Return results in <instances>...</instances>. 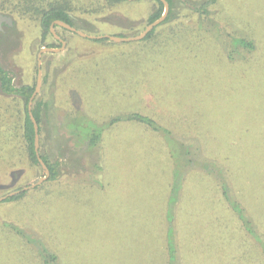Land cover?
Here are the masks:
<instances>
[{
  "label": "rangeland",
  "instance_id": "obj_1",
  "mask_svg": "<svg viewBox=\"0 0 264 264\" xmlns=\"http://www.w3.org/2000/svg\"><path fill=\"white\" fill-rule=\"evenodd\" d=\"M174 1L171 20L153 37L121 42L62 26L44 40L37 21L0 12L11 18L0 23V63L16 85L36 86L41 48L59 49L40 57L42 84L32 104L47 102L40 153L57 164L58 176L0 202V264H44L40 244L57 253L58 264H167L169 229L178 264H259L258 242L246 240L219 182L222 175L263 231L264 0H218L206 15L196 10L206 0ZM104 4L98 12H72L74 26L89 35L132 37L159 6ZM232 36L255 47L232 45ZM1 99L24 116V99L0 91ZM134 112L160 129L129 120ZM97 125L101 139L90 146L87 128ZM187 133L210 153L199 157L201 143L180 136ZM17 157V165L0 166V196L46 176L23 149ZM175 179L180 190L170 209Z\"/></svg>",
  "mask_w": 264,
  "mask_h": 264
},
{
  "label": "trees",
  "instance_id": "obj_2",
  "mask_svg": "<svg viewBox=\"0 0 264 264\" xmlns=\"http://www.w3.org/2000/svg\"><path fill=\"white\" fill-rule=\"evenodd\" d=\"M112 4V2H120L122 0H107ZM158 2V8L148 17V23H152L156 19H158L164 12V2L162 0H156ZM170 4V11L164 23H167L171 20L172 14L174 11V0H167ZM105 0H0V12L4 13L5 15H9L19 19H29L31 21H37L41 27L43 32L44 40L47 39V36L51 34V25L56 20H61L67 22L71 25H75L74 20L72 18L71 13L74 11L82 10L83 11H99L101 7L106 6L104 4ZM218 0H206L201 6L197 7V11L201 13V15H206L209 13V7L213 4H216ZM87 3V4H85ZM87 5V6H86ZM84 6V7H83ZM100 6V7H99ZM162 24V23H161ZM156 33V27L153 28L146 36L143 38L150 39ZM98 41H107L109 38H100L96 39ZM217 40V39H216ZM232 45L235 46H243L252 50L255 46L251 40H248L246 37L242 36H232L231 38ZM47 46H54V45H47ZM0 90L2 93L6 94L7 96H14L20 97L24 99L27 104L25 106V113L24 116H20L18 111H16L10 102L5 101L4 99L0 100V166L4 165V161L7 160V165L13 164L14 166L17 165V161L14 159L15 156L19 155L17 159L20 158V154L23 153L27 155L30 160V165H40L36 150H35V128L34 123L30 117L29 113V101L30 98L35 90V85L31 84H22L16 85L14 83L13 76L9 70H7L1 63H0ZM33 115L36 121L39 124V132L40 134L43 133V123L46 120V123L49 121L50 111L47 107V102L41 99H38L35 105L32 107ZM68 117H71L67 115ZM57 124L58 126L67 133L66 124L63 122L62 117L57 115ZM129 120L145 123L151 128L159 130V125L157 124L156 120L153 118L144 115L139 112H134L127 117ZM120 118H115L111 120V123H115L119 121ZM96 127V128H95ZM87 128L86 138L88 139L87 142L90 146H95L99 140L101 139L103 126L97 125L93 128ZM91 131V132H90ZM20 132V133H19ZM86 133V132H85ZM165 133H170V129H166ZM68 134L71 135H79V133L75 130L68 131ZM177 136V135H176ZM184 139H197L196 137H192V134H183L180 135ZM20 137L24 142L22 146L18 142H20ZM178 137V136H177ZM179 138V137H178ZM199 142V140H198ZM201 143V142H199ZM183 145L182 142L179 143ZM201 145H198V155L199 157L204 158L206 151L201 148ZM25 150V151H24ZM210 153V152H208ZM41 157L47 164L50 170L49 180H54L57 178V164L51 163L48 157L42 153H40ZM207 162H211L210 159H206ZM10 163L8 164V162ZM215 163L214 161H212ZM203 164V163H202ZM200 165L201 167L204 165ZM204 166L206 169H209L207 163ZM12 166V165H11ZM210 171L214 172L215 166L210 163ZM7 167V166H6ZM220 177V185L223 189L226 202L230 209L233 211L235 216L239 219L241 223V229L244 232V236L246 240L248 238L255 239L258 244L257 247L260 249L261 253L259 258V264H264V230L262 231L259 229L257 232L256 227L257 225L254 224L252 218L248 215L245 207L240 203V201L231 196L228 192V188L225 184V180ZM180 190L179 180L175 179V182L171 188V196L169 200L170 209H172L174 203L178 199V192ZM27 193V191L23 190L20 193L15 194L14 196L8 197L4 201H13L21 198ZM238 193V191H237ZM13 229L17 231L19 234H23L24 232L20 230L16 226H12ZM24 235V234H23ZM175 239L172 233V230L169 229L166 237L167 246H165V250L167 252V264H176L178 261V251L176 250V246H174ZM41 245V246H40ZM38 246V255L42 258V262L44 264H58L59 256L54 251H50L44 244H40ZM245 245V244H243ZM257 263V257H256ZM178 264V263H177Z\"/></svg>",
  "mask_w": 264,
  "mask_h": 264
},
{
  "label": "water",
  "instance_id": "obj_3",
  "mask_svg": "<svg viewBox=\"0 0 264 264\" xmlns=\"http://www.w3.org/2000/svg\"><path fill=\"white\" fill-rule=\"evenodd\" d=\"M162 1L164 2V5H165L163 14L158 19H156L152 23L148 24L146 26V28L140 34H138L136 36H132V37H122V36H112V35H107V34L106 35H89V34L83 32V31L77 29L73 25H71V24H69L67 22L61 21V20H56L51 25V31L53 33H55L54 28H55V24H56V25H61V26L65 27V28H68L70 30H73V31L77 32L78 34H80V35H82L84 37L93 38V39L109 38L110 40L117 41V42H121V41H131V40H140V39L144 38L153 28H155L157 25H159L162 21H164L166 19L167 15H168V12L170 10V5H169V3H168L167 0H162ZM2 20H5L7 22H11V18L10 17L4 16V15H2L0 13V23H1ZM62 42H63V45H65V41L62 40ZM58 50L59 49H57V48H51V47H43L41 49V52L39 53V61H38V64H39V72H38V78H37V86H36L35 92L33 93L32 97H31V99L29 101V113H30V117H31V119H32V121L34 123V128H35V141H34L35 150H36V153H37L39 162H40V164H41L44 172L46 173V176H43L37 182H34V183H32V184H30L28 186H25L22 189L13 190V191L5 194V195L0 196V202L3 201V200H5V199H7L8 197H11V196H14L17 193H20L23 190H27V189L36 187L37 185L41 184L45 179H47L50 176V170H49L47 164L45 163V161L43 160V158L40 155V132H39V124H38V122L36 121V119H35V117L33 115V112H32V104H33V99L36 96V94L39 91V89L41 87V84H42V68H41L42 60H41L40 57H41L42 53L45 52V51H58Z\"/></svg>",
  "mask_w": 264,
  "mask_h": 264
},
{
  "label": "flooded vegetation",
  "instance_id": "obj_4",
  "mask_svg": "<svg viewBox=\"0 0 264 264\" xmlns=\"http://www.w3.org/2000/svg\"><path fill=\"white\" fill-rule=\"evenodd\" d=\"M169 3V2H168ZM170 5V4H169ZM164 8H165V5H164ZM8 24H9V22H7ZM57 26H61V25H56L55 24V27H57ZM74 26V25H73ZM63 27V26H62ZM75 27V26H74ZM0 28H1V26H0ZM68 29V28H67ZM78 29V28H77ZM70 30V29H69ZM72 32H74V33H76V34H78L77 32H75V31H73V30H71ZM82 36V35H81ZM88 38V37H87ZM59 41V44H61V46L63 47V46H65V45H63V42H62V39H61V41L60 40H58ZM62 42V43H61ZM47 47H51V46H47ZM52 48V47H51ZM42 49V48H41ZM38 72H39V70H38ZM12 76H13V74H12ZM13 79H14V77H13ZM36 86H37V84H36ZM36 86H35V89H36ZM34 92H35V90H34ZM33 92V93H34ZM33 95V94H32ZM32 97V96H31ZM35 98V97H34ZM31 99V98H30ZM33 102H34V99H33ZM29 108V107H28Z\"/></svg>",
  "mask_w": 264,
  "mask_h": 264
},
{
  "label": "crops",
  "instance_id": "obj_5",
  "mask_svg": "<svg viewBox=\"0 0 264 264\" xmlns=\"http://www.w3.org/2000/svg\"><path fill=\"white\" fill-rule=\"evenodd\" d=\"M1 91V90H0ZM4 94V93H3ZM4 95H6V94H4Z\"/></svg>",
  "mask_w": 264,
  "mask_h": 264
}]
</instances>
